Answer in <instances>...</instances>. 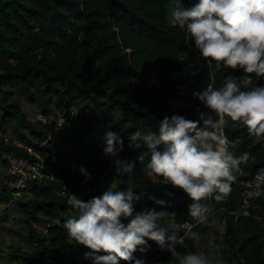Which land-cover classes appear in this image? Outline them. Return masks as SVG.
I'll return each instance as SVG.
<instances>
[{"label": "trees", "instance_id": "trees-1", "mask_svg": "<svg viewBox=\"0 0 264 264\" xmlns=\"http://www.w3.org/2000/svg\"><path fill=\"white\" fill-rule=\"evenodd\" d=\"M168 2L0 0V85L19 82L24 90L29 91L36 83H41L43 88L39 90L45 95L58 85L66 99L65 112L74 96L105 94L107 109L118 114L117 118L104 117L106 127L120 133L123 140V150L118 158L134 165L132 173L118 175L113 166L114 158L102 160L105 143L93 144L65 165L43 161L41 170L53 180H58L56 188L59 193L54 191L53 183L43 177L26 188L33 194L34 200L19 205L30 223L38 222L39 214L55 222L48 223L45 228L44 240L48 245L41 246L31 258L26 257L24 264H92L91 259L83 256L89 250L68 238L64 228L66 219L63 216L68 210H73L66 203L68 193L88 201L110 186L116 188L114 191H126L132 186L139 197L133 204L135 212L153 209L175 213L178 223L188 219L187 206L192 201L181 189L165 183L162 177L146 175L144 165L150 157L146 156L141 162L138 157L146 149L129 147L128 136L136 128L151 127L156 130L165 116L173 114L189 121L199 120L200 112L207 113L202 102L193 95L199 92L200 85L211 79L215 81L214 87L219 88L226 76L241 77L244 73L223 67L217 69L214 63L210 65L202 59L198 50L189 45L185 29L169 23L166 12ZM196 2L198 0H179V5L190 7ZM254 79L258 84H264V78ZM2 109L4 118L12 113L20 114L16 106H11V111L0 107ZM76 120L77 117L66 124L62 132L70 130V125ZM83 124L80 138L92 134L94 120L83 119ZM43 132L47 133L41 129L35 143L22 140L34 154L40 156L46 152L40 145ZM224 132L229 139L238 140L244 138L248 130L243 124L229 120ZM248 141L238 146L237 142L238 151ZM3 142L0 146L4 150H12V155L33 157L25 149L12 144L4 146ZM260 142L263 147L255 152L254 164L249 168L243 167V171L247 172L237 176L230 194L222 201L227 208L217 207L218 212L235 209L240 197L239 181L250 178L258 167L264 166V137ZM81 167L90 179L86 180L81 174ZM10 197L7 188L0 193L1 200L7 201ZM262 198L256 201L262 202ZM262 205L264 207V200ZM129 219L121 218V221L127 224ZM224 224V241L230 247V239L236 236L239 228L249 232L236 247H232L241 264H264L261 254L264 237L259 238L258 230L253 226L259 223L251 215V210L248 216H240L235 222L226 220ZM29 231L33 232L31 225ZM173 231L168 230L169 233ZM147 245L145 252L136 251L133 254L136 259L149 261L161 254V248L154 241L148 240ZM178 246L186 248L188 253L195 252L193 239L187 235ZM17 256L15 254L14 259L19 258ZM119 264L126 262L120 261Z\"/></svg>", "mask_w": 264, "mask_h": 264}, {"label": "clouds", "instance_id": "clouds-1", "mask_svg": "<svg viewBox=\"0 0 264 264\" xmlns=\"http://www.w3.org/2000/svg\"><path fill=\"white\" fill-rule=\"evenodd\" d=\"M170 16L174 26L186 30L202 59L217 69L242 70L244 75L226 76L219 88L213 80L203 91L193 93L214 115L200 112L197 121L175 114L165 116L156 130L148 127L131 132L129 147L146 149L138 157L141 162L150 157L144 165L146 175L162 177L181 189L192 201L189 216L206 221L211 209L204 201L214 193L216 201L226 199L242 171L241 164L249 160L247 152L236 156L229 150L231 142L224 127L229 120L240 122L250 136L257 140L264 137V84L254 79L264 78V0H198L190 7L173 6ZM102 139L105 154L114 158L116 173H132L134 165L118 158L123 150L120 133L106 130ZM80 172L90 179L83 167ZM133 188L114 191L110 186L88 201L67 194L66 203L75 215L65 220L64 228L68 238L89 250L83 254L85 259H91L92 264H145L133 254L145 252L151 240L178 264H224L216 255L179 252L176 246L183 238L166 236L164 226L165 220L174 223L175 213L135 212L133 204L139 197ZM121 218L130 219L124 224ZM186 235L198 240L200 234L189 231Z\"/></svg>", "mask_w": 264, "mask_h": 264}, {"label": "rangeland", "instance_id": "rangeland-1", "mask_svg": "<svg viewBox=\"0 0 264 264\" xmlns=\"http://www.w3.org/2000/svg\"><path fill=\"white\" fill-rule=\"evenodd\" d=\"M179 5V0H169L166 5L167 18L170 23V9ZM191 47L195 49L194 42L190 40ZM190 69V68H189ZM203 87L200 85L198 91L201 92ZM41 83H36L35 86L26 91L22 88L19 82H13L9 85H0V107L5 108V111H11V106L18 107L20 114H11L9 117H3L2 110H0V143L4 141V138L23 140L24 142H37V135L41 130V125L35 122L34 113L36 111H44L48 115L55 117L61 113H65V97L61 95V89L58 85H54L52 91L49 94H43L39 89H42ZM173 105H177L173 102ZM73 106L74 121L70 127L71 129L61 133L60 131H48V133L42 134L40 141L41 146L45 149V155L41 156L42 160H49L51 162H57L59 165H65L73 161L76 155H79L82 151L87 150L93 144L105 143L102 139L103 133L109 130L105 123V116L118 117L116 112L107 109L106 95L92 94L91 96H74L71 99L70 107ZM69 110V109H68ZM21 115L23 120H21ZM83 119H93V132L87 137L80 138L83 130ZM227 119V118H226ZM236 124H242L240 122H234ZM72 138H71V137ZM76 136V137H73ZM249 140L248 143L238 151L237 146ZM261 140V139H260ZM260 140L246 133L244 138L238 139L237 146L230 147L231 151H234L237 156L247 152L249 154V160L246 164H242L240 167L242 173L246 167L249 168L254 164V155L256 151H259L263 145ZM46 142V143H45ZM4 146L10 144L3 142ZM65 144H71L74 146L72 152H67L63 149ZM1 147V146H0ZM10 149V146H7ZM237 151V152H236ZM12 150H4L3 147L0 149V193L5 191L11 194V190L8 188L9 178L6 175V163L5 159H8L12 155ZM110 155L104 154L102 160L112 159ZM245 167V168H243ZM238 175V174H237ZM48 181L53 183L54 191L59 193L56 188L58 180H53L50 176L47 177ZM58 185V184H57ZM216 195V193H215ZM29 200H34V196L31 192L24 191L21 196L13 205H7V201L0 199V264H24L23 261L31 258V256L40 250L41 246H47L48 242L45 241L46 227L48 223H54L55 221L48 220L44 215L39 214V221L36 223H30L28 216L22 211L19 203H24ZM41 200V198L39 199ZM264 196L261 199L263 202ZM38 201V200H37ZM223 201V200H222ZM222 201L213 200V214L202 224L195 227L194 232H198L199 239H193L195 253L204 252L210 256L216 255L224 260V264H241V261L233 254L232 247H236L240 241L249 235L243 227L239 228L236 236L231 238V247L224 241V232L226 225L223 223L222 215L218 214V209H226L227 206ZM262 202H254L251 210V215L255 217L258 224H253L258 230L259 238L264 237V207ZM213 205V204H212ZM73 210L63 216L64 219L74 216ZM167 220L164 221V226L168 230H176L169 233L166 236H179V223L176 221L166 225ZM29 225L32 226L33 232L29 231ZM177 250L182 254H186L187 249L176 246ZM17 254L19 258L14 259V255ZM262 256L264 257V248L262 249ZM145 264H178L176 258L171 257L170 253L164 249H161V254L152 260L144 261Z\"/></svg>", "mask_w": 264, "mask_h": 264}, {"label": "built area", "instance_id": "built-area-1", "mask_svg": "<svg viewBox=\"0 0 264 264\" xmlns=\"http://www.w3.org/2000/svg\"><path fill=\"white\" fill-rule=\"evenodd\" d=\"M189 45L191 46L190 43ZM209 83H212L211 79L203 84L201 91H203L206 88L207 84ZM73 110L74 107L71 106L69 107V110L67 112L61 113L59 116H55V117H52L42 111H36L33 116L35 122L40 124L41 129L46 131L47 133L48 131H60L61 133H63L62 130L65 127V125L70 124L74 119V113L72 112ZM206 111L209 115H214L210 113L208 109H206ZM3 140L6 143L11 142L12 145L25 149L28 153L33 155L32 158L11 155L7 159L6 175L9 178L10 185L8 188L11 190L10 191L11 197L7 200L6 204L13 205L21 196L22 192L26 191V188L29 186L30 183L34 181H39L43 177H48L49 175L45 174L41 170L43 168V160L41 156L34 154L32 152V149L27 147L22 141L17 139L11 140L8 138H4ZM229 141L231 142L229 148L235 146L236 143L238 142L237 139H229ZM68 147L70 149L69 152H72L74 146L71 144H65L63 146V149L67 152L66 149H68ZM242 174L243 173L241 171L240 173H238L237 176H240ZM239 185H240V197L236 208L230 211H220L218 213L222 215L223 223L226 220H232L233 222H235L240 216H248L250 214V209L252 208L254 202L259 198L263 197L264 166L258 167L250 178L240 180ZM214 196L215 193L213 194V197H210L209 199L204 201V203L208 204L211 209L208 214V218L213 214L212 204H213ZM187 214H188V206H187ZM204 222L205 221L196 220L191 216H189L188 214V219L179 223V231L181 232V234L178 236V238H183L181 243L184 242L187 232L193 231L195 227H197L198 225Z\"/></svg>", "mask_w": 264, "mask_h": 264}, {"label": "crops", "instance_id": "crops-1", "mask_svg": "<svg viewBox=\"0 0 264 264\" xmlns=\"http://www.w3.org/2000/svg\"><path fill=\"white\" fill-rule=\"evenodd\" d=\"M171 19V18H170ZM171 23V22H170ZM172 24V23H171ZM175 222H176V220H175ZM171 222H169V221H166V225H169ZM172 229H174V230H176L174 227H171Z\"/></svg>", "mask_w": 264, "mask_h": 264}]
</instances>
